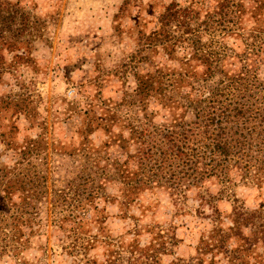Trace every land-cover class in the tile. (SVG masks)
Wrapping results in <instances>:
<instances>
[{"label":"rangeland","instance_id":"374dc122","mask_svg":"<svg viewBox=\"0 0 264 264\" xmlns=\"http://www.w3.org/2000/svg\"><path fill=\"white\" fill-rule=\"evenodd\" d=\"M3 1H18L35 20L38 34L24 45L30 59L17 64L15 74L5 73L0 84V96L24 92L35 111L34 123L23 114L14 123L10 112L0 109V166L14 161L3 133H12L19 142L36 138L39 152L18 170L19 179L35 175L32 188L45 199L25 237L12 225L8 201L21 200V183L13 182L9 195L0 190V218L8 224L4 230L16 234L4 245L0 240V264H83L85 256L98 262L118 256V264H176L201 256L207 262L213 258L216 264H229L227 250L241 239L226 236L223 244L220 229H229L233 208L264 207V165L248 171L233 168L178 195L155 185L130 202L121 197L117 180L105 181L74 231L65 230V219L61 224L56 221L68 212L60 196L68 179L101 166L106 157L123 158L126 151L134 152L135 139H127L126 151L112 140L119 134L128 138L130 124L146 122L145 109L134 96L135 73L150 68L138 52L139 38L153 29L157 16L173 0ZM174 1L189 7L192 15L186 27L171 25L173 32L182 30L193 46L223 57L225 69H237V55L243 53L257 24L253 12L264 19V7L256 9L254 0H230L224 8L221 0ZM158 51L155 57L165 54L161 45ZM5 55L9 57L8 52ZM167 62L179 68L176 60ZM205 66L198 63L195 68L201 71ZM217 72L213 81L219 78ZM148 109L153 110L148 118L155 124L167 117L155 102ZM13 123L15 133L9 130ZM258 223L261 236L240 251L244 260L264 262V219ZM254 229L250 224L242 228L246 234ZM201 245L208 247L203 250Z\"/></svg>","mask_w":264,"mask_h":264},{"label":"trees","instance_id":"16d2710c","mask_svg":"<svg viewBox=\"0 0 264 264\" xmlns=\"http://www.w3.org/2000/svg\"><path fill=\"white\" fill-rule=\"evenodd\" d=\"M254 1L256 9L264 7V0ZM220 2L222 8L230 4V0ZM191 15L189 7L180 6L173 0L157 16L153 29L139 38L138 52L150 68L135 73L134 96L145 109L146 122L144 126L130 124L128 138L123 134L111 137L122 149L127 139H135L137 145L133 153L124 149L126 152L123 158L106 157V162L101 166L88 173L80 171L73 180L71 178L66 181L60 196L68 212L66 218L56 221H60V224L64 222L62 225L68 232L74 231L76 225L82 222V211L90 208L87 205L103 190L105 181L117 180L121 197L125 202H130L143 190H153L155 185L178 195L185 192V188L200 186L207 178L225 175L233 168L248 171L252 166L264 165V75H261L264 71V19L253 12L257 24L252 29L250 41H246L243 53L237 55L240 64L237 69H225L222 66L223 57L204 51L202 46H193L182 30L175 34L176 31L171 29V25L186 27ZM37 34L35 20L30 19L18 1L0 0V84L4 81L5 73L15 74V66L30 59L24 45L27 46L28 40ZM159 45L165 49V54L155 57ZM4 51L9 53L8 58ZM168 60H176L179 68H174ZM195 60L199 62L192 64ZM198 63L205 64V68L196 70ZM216 70L219 78L213 81ZM27 97L24 92L2 94L0 109L9 111L14 117V123L19 114L34 123L32 114L35 111L30 109ZM151 102L166 112L167 117L160 124L148 118L153 114V110L148 109ZM3 118L6 119V116ZM14 123L9 130L13 129L15 133L17 128ZM2 135L6 148L12 150L14 161L10 166H0V190L9 195V187L13 182L21 183V200L8 201L12 211V225L16 224L15 229L27 237L32 231V224L37 222L35 217L40 212V204H44L42 199L45 196L32 188L35 175L29 174L19 179L18 170L24 168L32 155L39 152V143L36 138L30 137L25 142H19L12 133ZM40 136L37 135L38 138ZM131 159L136 161V165L132 164ZM232 213V224L226 232L220 229L219 238L223 244L226 236L241 239L239 244L227 250L229 264H264L255 259L244 260L240 255V251L246 249L245 245L257 241L261 236L258 222L264 219V207L250 210L237 206ZM5 224L0 218V240H3V245L16 235L4 230ZM249 224L256 229L246 234L242 228ZM24 226L29 230L25 231ZM261 228L264 229V225ZM18 239L16 236V242ZM207 247L201 245L200 249ZM147 255L152 257V254ZM118 259L120 257L114 256L98 262L85 256L82 263L118 264ZM131 259H135L134 256ZM216 262L213 258L207 262L199 256L197 260L176 264Z\"/></svg>","mask_w":264,"mask_h":264}]
</instances>
